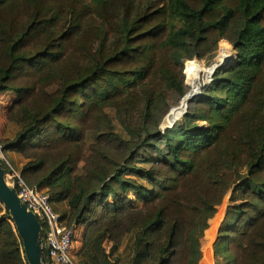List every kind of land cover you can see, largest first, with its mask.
<instances>
[{
  "label": "trees",
  "instance_id": "trees-1",
  "mask_svg": "<svg viewBox=\"0 0 264 264\" xmlns=\"http://www.w3.org/2000/svg\"><path fill=\"white\" fill-rule=\"evenodd\" d=\"M223 40L237 61L189 103L182 125L156 133L185 95L184 62L189 79L201 66L193 57ZM5 92L19 96L11 120L21 130L1 145L23 157L22 176L63 224L88 226L78 264H110L104 242L114 254L127 235L132 264H200L233 187L245 198L215 256L264 264V0H0ZM107 109L127 121L139 110L143 121L121 135ZM87 133L98 134L90 156ZM25 259L0 202V264Z\"/></svg>",
  "mask_w": 264,
  "mask_h": 264
},
{
  "label": "rangeland",
  "instance_id": "rangeland-1",
  "mask_svg": "<svg viewBox=\"0 0 264 264\" xmlns=\"http://www.w3.org/2000/svg\"><path fill=\"white\" fill-rule=\"evenodd\" d=\"M224 50H228V52H229L228 54L230 56L231 61L234 60V56L236 58L237 51L234 49L232 44L226 40L220 41V42L216 43L215 45L206 44L203 48L202 56L195 55L193 57L198 62L201 63V66L199 67L200 69L196 70L193 73V75L189 77V79H188V76L186 75V72H185L187 60H189V59H187L184 62V78H185L184 79V86H185L184 97L187 95L190 96V94L193 93L194 81H195V79H197L199 77L197 75L204 76L207 73H209V70L211 69V67L215 63H217L218 59L223 57L224 53H222V52ZM233 52H234V54H233ZM221 71H222V69H219L216 71V73L214 74V77H213V81H214L216 75L219 74ZM213 73L214 72L212 71V73L209 76H207V78L203 81L201 87L196 92L197 95L201 93V95L198 96L197 98L201 97L204 94L205 88L212 83ZM202 88H203V90H202ZM48 91L50 93H52L55 91V88L52 87ZM196 93H194V94H196ZM194 94H192V95H194ZM184 97L182 98V100H180L178 106L171 107L169 109L168 113L165 115L160 126L158 127L156 133L165 134L168 130H171L176 124L182 125L184 123L185 115L188 113V109H187L186 112L184 114H182L186 108L184 101H183ZM18 101H19V96L14 92H5V93L0 94V146H2L4 143H6L5 140H7V139L2 138L4 133L6 136L7 134H9L11 131L14 130L15 131V137H13V138L15 139L17 134L21 130V126L17 125L15 122L13 123V120H11V112L13 111L14 105ZM181 102H182V104H181ZM180 105H181L180 109L173 111V109L180 107ZM163 107H164V105H163ZM188 108H189V106H188ZM172 111H173V113L171 114ZM106 113H107L108 118L113 122V127H114L115 131L117 133H119L121 135H125V136H127V133H128L127 128H129V127L133 128L134 127L133 124H136L137 120H138L139 125H141V122L143 121L142 113H141V111L139 112V110L134 111L132 113H129L128 121H127L125 116L124 117L117 116L115 109H107ZM170 114H171V116H170ZM132 117H134V119H132ZM15 118H16V120L21 121L22 112L15 113ZM166 120H167V124H166L167 126L172 125V123L175 121H176V123L174 124V126L172 128L167 130V129H165V126H164ZM151 124H153V123H151ZM138 126L135 127V131L138 130ZM201 126H203V127L205 126V128L209 127V125L206 122L201 123ZM97 137H98V134H94V133H87V135H86V154L88 156L95 153L92 151V146H95L96 143L98 142ZM13 138L11 140H14ZM146 154H147L146 152H143V155H146ZM153 156H154L153 154H149L146 157H147V159H151V158H153ZM6 160L12 166V164L8 160V158H6ZM2 162H4V161H2ZM4 163L7 166V172L10 171V167L6 164V162H4ZM137 165L138 166H145L146 168L151 167V165L148 163L138 162ZM81 167H83V164H81ZM240 173L242 175H246L247 169H245V168L242 169L240 171ZM231 177H233V179L235 178L234 175ZM142 183L145 186H149L148 182H142ZM244 196H245V190H238L237 192H234V187H233L232 190L230 191V193L225 198L223 205L221 207H219L217 215L215 216L214 219H212L210 221L209 229L205 232V235L202 239L203 259L201 260L200 264H224V261L222 258H217L215 256L214 247H215V244L218 242L221 227L229 215L230 208L235 206L236 204L241 203L243 201V199L245 198ZM131 200L133 202H135L136 204L138 203L137 197L134 194H131ZM76 228H77L76 229L77 239H76L75 249H76V262L78 263L79 262L78 255L81 253V251L84 247L85 235H86L88 226L87 225H80V226L77 225ZM132 237L134 238V236H132V235H127L125 238H123V240L121 241L117 251L114 254L112 253L114 243L109 241L108 239L104 242V249H105L106 253L110 256V259H109L110 264H132V262H133V240H131Z\"/></svg>",
  "mask_w": 264,
  "mask_h": 264
},
{
  "label": "built area",
  "instance_id": "built-area-1",
  "mask_svg": "<svg viewBox=\"0 0 264 264\" xmlns=\"http://www.w3.org/2000/svg\"><path fill=\"white\" fill-rule=\"evenodd\" d=\"M0 159L10 167L7 182L15 187L20 199L27 209L34 213L44 227L46 241L45 252L50 264H78L76 262V226L69 228L61 222L60 215L55 211L49 195L32 186L6 160L4 147L0 146ZM25 264H28L26 259Z\"/></svg>",
  "mask_w": 264,
  "mask_h": 264
},
{
  "label": "water",
  "instance_id": "water-1",
  "mask_svg": "<svg viewBox=\"0 0 264 264\" xmlns=\"http://www.w3.org/2000/svg\"><path fill=\"white\" fill-rule=\"evenodd\" d=\"M237 58L238 55L236 56V59H234L230 63V65L226 67L224 66L220 67L219 69L222 70L227 69L233 63H235V61H237ZM200 95L201 94L198 95L195 94L192 97L188 98L186 108L182 114H184L188 109L189 103ZM186 98L187 97L185 96L184 99L186 100ZM184 99L183 101H185ZM179 108L180 107L176 109ZM176 109H173V111ZM175 123L176 122H174V124ZM166 124H167V120L165 121L164 124L165 129L167 130L174 126L173 124V126L169 127ZM6 177H7V171L4 168L2 160L0 159V202L2 203L5 210L9 212L13 224L17 229L18 235L22 241L23 251L27 263L50 264L48 262L45 252L46 241L44 238V227L42 223L39 221L38 217L34 213L30 212L27 209L26 204H24L23 201L20 199L17 189L8 184Z\"/></svg>",
  "mask_w": 264,
  "mask_h": 264
},
{
  "label": "bare ground",
  "instance_id": "bare-ground-1",
  "mask_svg": "<svg viewBox=\"0 0 264 264\" xmlns=\"http://www.w3.org/2000/svg\"><path fill=\"white\" fill-rule=\"evenodd\" d=\"M222 53H224V55H223V57H221L220 59H218V61H217V63H215L212 67H211V69L209 70V73H207L206 75H204V76H201V75H197V76H199L197 79H195V81H194V89H193V93L192 94H194V93H196L197 91H198V89L201 87V85H202V83H203V81L207 78V76H209L211 73H212V71L215 73V71H217L220 67H225V66H228V65H230V63L233 61H231V59H230V56H229V52H228V50H224ZM234 59H235V57H234ZM214 73H213V75H212V79H213V76H214ZM196 77V76H195ZM204 88V87H203ZM202 88V89H203ZM202 92V91H201ZM192 94H190V96H186L187 98H186V100L184 101V104H185V107H186V105H187V102H188V98H190V97H192L193 95ZM197 94V93H196ZM201 94V93H200ZM195 95V94H194ZM171 126V125H170ZM169 126V127H170Z\"/></svg>",
  "mask_w": 264,
  "mask_h": 264
},
{
  "label": "crops",
  "instance_id": "crops-1",
  "mask_svg": "<svg viewBox=\"0 0 264 264\" xmlns=\"http://www.w3.org/2000/svg\"><path fill=\"white\" fill-rule=\"evenodd\" d=\"M13 137H15V131H11L9 134H7L5 136V133L4 135L2 136V138L4 139H9L11 140ZM14 139V138H13ZM5 156L6 158H8V160L11 162L12 166L21 172L22 168H23V165H24V159L21 155L19 154H16V153H13V152H5Z\"/></svg>",
  "mask_w": 264,
  "mask_h": 264
}]
</instances>
